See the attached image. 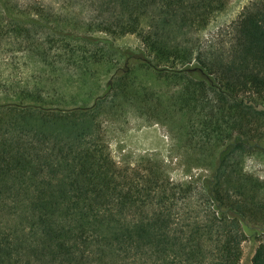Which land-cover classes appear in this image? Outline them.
I'll return each instance as SVG.
<instances>
[{
    "label": "trees",
    "instance_id": "16d2710c",
    "mask_svg": "<svg viewBox=\"0 0 264 264\" xmlns=\"http://www.w3.org/2000/svg\"><path fill=\"white\" fill-rule=\"evenodd\" d=\"M100 4L75 32L0 0V42L28 43L43 66L0 84V264H240L250 238L264 264V179L245 168L264 158V0L218 48L197 36L227 0ZM140 71L173 93L149 92ZM139 104L180 116L210 174L177 182L162 160L117 162L106 125Z\"/></svg>",
    "mask_w": 264,
    "mask_h": 264
},
{
    "label": "rangeland",
    "instance_id": "374dc122",
    "mask_svg": "<svg viewBox=\"0 0 264 264\" xmlns=\"http://www.w3.org/2000/svg\"><path fill=\"white\" fill-rule=\"evenodd\" d=\"M250 1L227 0L226 9L215 15L208 27L197 36L201 47L207 48L212 43L216 48L224 45L229 38L228 27L238 19ZM12 2L16 4L14 7L19 5L31 13L40 10L43 20L50 19L55 26L75 32L88 31L89 20L99 19L98 16L103 10L100 0H12ZM51 12L61 18V21H54L55 19L49 16ZM94 35L110 38L116 46L124 49L144 50L137 35L114 37L99 32ZM27 45L28 43H22L20 47V41L13 38L0 42V84H8V81L25 84L30 82L33 72L43 68L34 55L30 56L23 50ZM138 78L151 93H163L166 99L173 93L157 81L153 73L140 71ZM6 96H9V93L0 87V99L3 100ZM151 112L148 107L139 104L129 108L122 117H111L106 129L113 158L123 165L135 164L144 157L162 160L168 166L170 176L177 182L189 181L190 177L195 180L210 174L203 167V159L199 158L197 152L188 144L183 127L184 120L180 116L170 118L166 114L167 110L160 113L167 117H160L157 120L152 117ZM245 161L246 170L263 180L264 158L254 156ZM257 247V241L251 238L245 241L242 245L243 255L240 264H252Z\"/></svg>",
    "mask_w": 264,
    "mask_h": 264
}]
</instances>
